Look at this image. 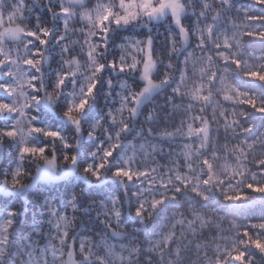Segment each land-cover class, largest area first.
<instances>
[{
	"label": "clouds",
	"instance_id": "obj_1",
	"mask_svg": "<svg viewBox=\"0 0 264 264\" xmlns=\"http://www.w3.org/2000/svg\"><path fill=\"white\" fill-rule=\"evenodd\" d=\"M251 72L264 0H0V264H264Z\"/></svg>",
	"mask_w": 264,
	"mask_h": 264
},
{
	"label": "snow or ice",
	"instance_id": "obj_2",
	"mask_svg": "<svg viewBox=\"0 0 264 264\" xmlns=\"http://www.w3.org/2000/svg\"><path fill=\"white\" fill-rule=\"evenodd\" d=\"M173 11H176L175 6H173ZM44 34L46 35L47 33H44ZM29 35L30 36H35L36 34L35 33H29ZM40 43H45V41L44 40H40ZM26 63L34 65L35 62L32 61V60H28V61H26ZM237 63H239V62L237 61ZM247 75H250L252 77H258L259 79L264 80V74H260V73H257V72H251V73H247ZM0 87H2L6 92H10V89L8 88L7 84H0ZM245 103L254 104V101L249 100V101H246ZM82 106H83V102H81V104L78 105L77 107L79 108V107H82ZM4 110L15 111V109L12 107V105L10 103H6V102L5 103H0V111H4ZM69 111L71 112V110H69ZM260 111H264V109H260ZM37 131H38V129H37ZM7 134L8 135H12L13 133L9 132ZM49 135H56V133H49ZM23 151H32V150L26 148V149H23ZM120 174H121L120 172H117V175H120ZM123 175L129 176V173L124 172ZM249 187H252V186L250 185ZM257 190L264 191V189H257ZM226 198L227 199H239L240 197L237 196V197H226ZM233 258L239 260V259H241V256H235Z\"/></svg>",
	"mask_w": 264,
	"mask_h": 264
}]
</instances>
